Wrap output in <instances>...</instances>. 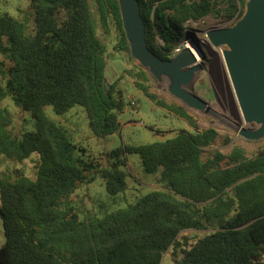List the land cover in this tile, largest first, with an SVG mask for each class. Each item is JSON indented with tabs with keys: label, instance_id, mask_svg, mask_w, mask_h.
Masks as SVG:
<instances>
[{
	"label": "trees",
	"instance_id": "trees-1",
	"mask_svg": "<svg viewBox=\"0 0 264 264\" xmlns=\"http://www.w3.org/2000/svg\"><path fill=\"white\" fill-rule=\"evenodd\" d=\"M35 27L0 15V159L23 163L40 156L36 176L21 169L2 171L0 217L5 244L0 264H162L170 249L181 250L176 264H264V146L249 158L236 147L205 158L219 133L214 128L182 130L163 142L113 150L114 163L100 168L75 144L66 128L46 113L63 116L75 106L85 109L94 136L121 130L124 93L107 90L108 47L99 36L114 34L118 53L127 54L118 0H29ZM149 48L172 60L182 48L191 23L213 16L238 21L247 0H139ZM195 41V40H193ZM135 87L156 106L198 125L184 107L151 93L150 74L140 65L126 71ZM11 98L35 120V131L15 134L13 116L3 107ZM131 104V102H130ZM139 155L144 171L160 172L161 189L103 217L82 219L72 196L100 175L111 197L128 188L129 155ZM225 163V164H224ZM187 230L211 231L183 245Z\"/></svg>",
	"mask_w": 264,
	"mask_h": 264
},
{
	"label": "rangeland",
	"instance_id": "rangeland-1",
	"mask_svg": "<svg viewBox=\"0 0 264 264\" xmlns=\"http://www.w3.org/2000/svg\"><path fill=\"white\" fill-rule=\"evenodd\" d=\"M250 2L251 0H247ZM248 8V4H247ZM9 14L26 23L29 33L35 27L34 14L29 0H0V15ZM97 32L108 47L106 76L108 84H116V90L124 93L125 107L118 118L121 130L118 134L107 138L94 136L89 128V120L84 108L75 106L63 116L57 115L51 106L45 108L47 115L56 123L64 126L70 133L72 141L87 150V158L100 168H108L114 163L109 154L126 145L140 146L163 142L171 139L180 131L191 133L214 128L219 136L212 147L205 150V158L211 156L214 151H220L229 155L234 148L239 147L246 151L249 158L254 156L264 146V137L260 139L250 138L262 127V121H248L234 83L228 61L227 46L214 47L207 39L208 32L212 30H223L235 28L243 24L246 15L238 21H226L213 16L205 17L203 20L191 23L192 33L195 41L193 43L198 49L196 63L183 71L193 70L190 84L183 87L189 93L199 96L205 103L209 112H199L188 108L183 102L173 97L170 93L172 81L163 77L161 81L151 76L149 83L151 93L167 103H175L182 106L194 117L198 130L193 129L187 121L176 117L171 112L156 106L143 92L138 90L126 71L139 65L137 61L130 60L124 53H118L114 46L116 37L114 34L104 36L97 17L94 14ZM186 38L181 48V54L185 45L190 42ZM179 54H176L179 55ZM0 59L2 57L0 56ZM131 102V104H130ZM13 116V131L15 134L35 131V120L31 115L15 106L11 98L3 102ZM40 156L35 153L23 163H14L4 158L0 159L2 171L21 169L28 177L34 179L36 176V164ZM127 167L122 169L128 175V188L117 197H111L100 175H95V182L82 184L72 196V205L82 219L89 217H103L106 213H112L124 209L133 204L139 197L152 191L161 189L159 183L160 172L148 174L144 171L139 155L133 154L127 157ZM225 164V163H224ZM211 231L187 230L179 235L183 245L203 238ZM5 233L3 222L0 217V248L5 244ZM184 254L179 249L168 250L163 255L162 264H176L182 260Z\"/></svg>",
	"mask_w": 264,
	"mask_h": 264
},
{
	"label": "water",
	"instance_id": "water-1",
	"mask_svg": "<svg viewBox=\"0 0 264 264\" xmlns=\"http://www.w3.org/2000/svg\"><path fill=\"white\" fill-rule=\"evenodd\" d=\"M123 28L131 56L151 76L172 81L169 93L188 108L209 112L207 103L183 87L190 84L193 70L183 71L196 63L195 44L186 46L172 60L160 59L150 48L146 24L140 12L139 0H118ZM246 18L238 27L208 32V42L214 47L227 46L228 65L248 121H262L263 127L250 138L264 137V0L247 1ZM107 90L110 85L106 84Z\"/></svg>",
	"mask_w": 264,
	"mask_h": 264
},
{
	"label": "built area",
	"instance_id": "built-area-1",
	"mask_svg": "<svg viewBox=\"0 0 264 264\" xmlns=\"http://www.w3.org/2000/svg\"><path fill=\"white\" fill-rule=\"evenodd\" d=\"M190 42L193 43L192 39H191ZM191 43L186 44L185 47H186V46H189ZM193 44H194V43H193ZM194 46H195V50H194L193 52H194L195 54H197V53H198V49H197L196 45H194ZM180 52H181V48H178V49L175 50V54H179ZM262 263H264V256H263V258H262Z\"/></svg>",
	"mask_w": 264,
	"mask_h": 264
},
{
	"label": "bare ground",
	"instance_id": "bare-ground-1",
	"mask_svg": "<svg viewBox=\"0 0 264 264\" xmlns=\"http://www.w3.org/2000/svg\"><path fill=\"white\" fill-rule=\"evenodd\" d=\"M197 56V55H196ZM196 60H197V57H196Z\"/></svg>",
	"mask_w": 264,
	"mask_h": 264
}]
</instances>
